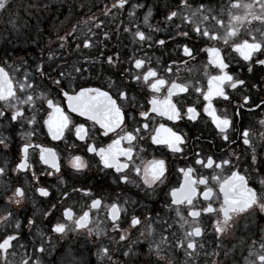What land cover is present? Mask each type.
<instances>
[{
    "label": "flooded vegetation",
    "instance_id": "obj_1",
    "mask_svg": "<svg viewBox=\"0 0 264 264\" xmlns=\"http://www.w3.org/2000/svg\"><path fill=\"white\" fill-rule=\"evenodd\" d=\"M76 1L75 4L82 5L78 7L74 4L73 9L76 13L81 9L83 22L88 24L82 44L72 43L75 41L74 37L68 43L64 34L61 35L63 39L52 34L50 41L47 37H50V31H45L42 27L35 39L36 44L30 47L10 45L7 37L0 39V51L9 59L0 56V66L8 72L19 98H9L8 102L0 100V111L4 113L0 116V139L4 140V144H0V167L5 169L4 173H0V216L12 213L7 222L0 220V240L7 235H15L16 240L23 239L24 243L27 242L22 246L23 256L19 264L29 260L32 264H36L37 260L39 264H57L70 248L77 249L81 245L90 251L94 262L99 264H132L139 253L148 254V257H152V263L157 264L152 249L155 241L162 237L169 240L164 254L157 255L158 263L161 260L162 264H168L170 260L172 264H179L172 258L177 261L184 259L182 256L185 255L186 241L182 247H177L176 241L184 236L185 231L197 226L202 228V234L194 237L196 249L189 250L196 256L194 263L202 255L200 261L210 255L214 259L226 256L230 251L232 256L228 260L234 259V248L239 243L251 242L260 246L264 242V211L259 207L233 216L231 226L225 232L217 233L216 221L222 219V214L201 211L199 217L192 218L188 215L187 205L179 206L189 221V224L181 227L177 222V206L172 204L170 193L172 188L179 187L183 182L184 176L180 169L188 167L194 169L192 175L197 179L207 178L208 186L214 190L210 200H205L202 195L205 186L198 184V193L193 201L197 210L207 207L209 202L213 208H219L222 194L220 200H217L219 184L212 179L213 176L224 179L232 171H239L247 177L251 187L258 192L264 190V184L261 183L264 181V125L260 123L264 120V65L256 63L257 60L264 59V54L257 52L251 61H245L232 47L234 42L238 43L245 38L251 42L249 32L259 41L261 32H264V24L256 20L245 22L240 26L237 36L231 37L226 44L223 39L214 40L197 33L195 25L184 19V16L191 15L203 4L204 15L217 16L223 9L222 18L227 23L230 0H188L190 9H184L180 0H127L122 8L112 7L115 0ZM242 2L251 3L252 0ZM63 3L66 4L63 6L66 9L59 12L66 17L69 14L70 0H64ZM54 5L55 3L53 7ZM170 11L181 14L168 20L166 17ZM254 11L260 14L258 8ZM37 12L42 13V10L37 8ZM239 14L242 15L243 10ZM199 18L198 12L193 19ZM204 27L220 36L224 35L225 29L215 21L201 24V28ZM137 29L144 31L151 39L141 41L135 37ZM0 32L4 33L2 29ZM185 32L187 36L183 35ZM160 40L164 44H159ZM85 41L89 42V46H85ZM185 45L191 49V55L183 51ZM211 46L221 49L224 62L228 65L223 71H227L234 79L244 81L243 85H237L236 88L225 82L223 87L227 100L219 96L212 98L217 115H227L232 120L226 133H221L204 111L208 101L196 91L199 88L206 92L209 77L221 74V69L210 63L205 51ZM27 48L31 50L28 61L11 59L10 50L19 53ZM108 57L113 58L112 62H109ZM135 59H146L157 70L158 76L168 81L159 93H154L143 80L137 82L133 79L142 70L146 71L148 66L136 69ZM25 65L27 67L23 68ZM172 81L188 87L187 92H174L172 96L173 103L180 110L179 120H170L168 116L149 111L151 104L148 101L152 95L163 99ZM21 83L31 87L20 89ZM81 87L108 91L126 113L123 129L130 131L141 127L145 122L149 123V129L142 130L139 138L131 145L133 160L128 169L122 170L130 178L127 182L120 179L122 173L117 172L115 167H105L97 153L88 151L89 145H95L97 149L107 147L117 133L123 135L124 132L117 129L105 135L100 124L68 108L63 93L79 91ZM120 91L127 93L126 98L119 96ZM29 95L33 97V102L24 103ZM244 97H248V100L245 101ZM48 99L60 104L70 118L60 139H53L44 123L52 110L47 104ZM190 106L197 110L195 120L187 113ZM17 109L22 110V115L12 120L11 116ZM141 111H149V116L141 117ZM81 123L88 130L85 140L76 136V125ZM160 124H165L183 136L182 152H174L167 145H158L152 141L154 129ZM245 129L249 130V144L244 143ZM225 134L228 139L224 138ZM26 143L55 150L60 170L56 171L50 164H45L40 159L39 148L35 147L29 148V167L18 170L17 165L23 158L22 148ZM122 144L129 147L128 141H123ZM77 155L83 158L87 165L85 168L76 169L70 163L72 157ZM253 155L255 160L252 159ZM209 156L217 164L222 160H229L230 164L221 168H207L204 165ZM154 158L163 159L167 170L162 182L146 185L133 167H143L144 162ZM197 160H203L204 165L196 163ZM121 161L128 162L126 157H121ZM17 187L24 190L20 204L15 203V198L9 200ZM41 187L48 190L47 196L38 191ZM65 193L68 195L65 196ZM94 199L101 200L98 208L91 207ZM112 203H117L121 209L117 221H113L109 215ZM69 207L73 209L77 219L84 211H89L86 227L76 229L72 221L66 220L63 213ZM133 216L138 217L141 223L132 225ZM159 220L163 222V230L152 232ZM58 222L69 226L65 233L53 231V226ZM114 224L118 227L114 228ZM89 229H92L91 233ZM109 235H115V245L112 249L103 247L108 249L105 255H109L106 260L100 259V248L106 244ZM121 235L125 236L124 240L120 239ZM41 248L43 251H40ZM42 254L46 256L41 258ZM0 264H5V254L2 251Z\"/></svg>",
    "mask_w": 264,
    "mask_h": 264
},
{
    "label": "snow or ice",
    "instance_id": "obj_2",
    "mask_svg": "<svg viewBox=\"0 0 264 264\" xmlns=\"http://www.w3.org/2000/svg\"><path fill=\"white\" fill-rule=\"evenodd\" d=\"M126 2L127 0H115L112 7L119 6L122 8ZM8 3L9 0H0V10H6L8 8ZM180 3L184 6V9L191 8L188 0H180ZM204 8L205 6L201 4L196 9V11L191 13V15L184 16V19L191 21L195 25L194 30L197 33L214 40L223 39L226 44L229 42L231 37L237 36L240 26H242L245 22L250 23L252 20H256L264 24V0H252L251 3H245L242 2V0H230L227 8V23H225V20L222 18L224 13L223 9L217 16H212L204 15L202 11ZM255 8L259 9L260 14H256L254 11ZM241 10H243L242 15L239 14ZM198 12L200 13L199 20L193 19V17H195ZM178 14L181 13L178 11H170L166 19L172 20V18L176 17ZM147 19L148 16L146 15V22ZM210 20L215 21L217 25L225 29L223 36L218 35L217 32L210 30L208 27L201 28V24ZM125 30L128 31V29ZM105 35H107V33H105ZM183 35L187 36V33L185 32ZM249 35L251 37V42L249 39L245 38L238 43L234 42L232 44V47L235 49V51L238 52L245 61H251L253 55L257 52L264 54V32H261L259 41H257L256 36L251 35V32H249ZM134 36L138 37L141 41L151 39L150 36H146L145 32L139 29L136 30ZM158 43L164 44V41L160 40ZM85 46H89L88 41H85ZM183 51L186 54L191 55V49L187 45L184 46ZM205 51L208 54L210 63L217 65L221 69V74L209 77L206 92H203L199 88H197L196 91L200 92L204 99L208 101L204 107V111L212 118L215 126L220 130V132L226 133L232 124V120L227 115H217L216 109L212 104V98L219 96L227 100L228 97L223 87L225 82H228L232 88H236L237 85H243L244 81L240 79H234V77L227 71H223L228 67V65L224 62V59L221 55V49L219 47H207ZM108 60L109 62H112L113 58L108 57ZM256 63L264 65V59L257 60ZM134 65L136 69H143L145 65H148L146 71L142 70L141 74L134 76L133 79H135L137 82L143 80L146 86L152 89L154 93H159L161 88L168 83V81L158 76L157 70L151 67L146 59H135ZM169 71H171L170 68ZM249 71H251V68H249ZM56 83L59 84V81H56ZM25 87L31 86L25 85L24 83L19 84L20 89H24ZM187 91L188 87L186 84H179L175 81H172L171 86L168 88L167 94L164 95L163 99L158 98V96L155 94L152 95L150 101H148V103L151 104L149 111L153 113H159L162 116H168L170 120H179L181 118L180 110L177 108L176 104L173 103L172 96L174 92L183 93ZM63 95L66 97L67 106L72 112L79 113L81 116H86L90 120L100 124L105 130V135H107L109 132H115L117 129L123 130L124 134L120 135L117 133L116 138L113 139L111 143L107 145V147H101L97 149L95 145H89L88 151L97 153L105 167H115L116 171L121 173L123 169H128L129 164L133 160V147L131 145L139 138V134L142 130L149 129V123L145 122L141 127H135L130 131L123 129L122 126L124 125L126 116L125 111L117 103V100L109 94L108 91H104L101 88L81 87L79 91H74L71 93L65 91ZM119 96L126 98L127 93L120 91ZM9 98L17 100L19 99L16 96V87L14 86L12 79L9 77L8 72H6L3 67H0V100L8 102ZM244 99L247 101L248 97H244ZM23 102L32 103L33 97L29 95ZM47 104L52 110L48 113V118L44 121V123L47 125L48 132L51 134L52 138L60 139L64 134V130L69 125L70 118L65 113L60 104L54 103V101L51 99L47 100ZM12 107H15V105H12ZM149 111H141L140 116L148 117ZM187 113L192 120L197 118V110L195 107H188ZM3 115L4 113L0 111V116ZM21 115L22 110L17 109L13 112L11 119L16 120L17 117ZM31 122L32 121H29V123ZM260 123L264 125V120H262ZM75 131L76 136L80 140L86 139L88 130L85 124H77ZM243 137L244 143L249 144L250 140L248 129L244 130ZM224 138L228 139L226 134ZM151 139L155 144L167 145L174 152H182L181 145L184 142L183 136H181L178 132L173 131L172 128L167 127L165 124H160L154 129V134L151 136ZM123 141H128L129 147H124L122 144ZM0 144H4L3 139H0ZM4 146L7 147L6 144ZM32 147L39 148L40 159L45 164H50L51 167L56 171L60 170V165L58 162L59 158L55 150L51 148H44L41 145L34 146L27 143L23 145V158L17 165L18 170L29 167L28 152L29 148ZM121 157H126L128 162H122ZM252 159H256L255 155H253ZM70 163L76 169H83L87 166L83 161V158L79 155L72 157ZM196 163L204 165L203 160H197ZM226 164H230V161L222 160L219 164H217L213 158L209 156L207 157V164L204 166L207 168H213L214 166L215 168H221ZM133 170L138 176H141L143 182L146 185H152L158 181L162 182V178L164 177L167 169L163 159L154 158L150 161L144 162L143 167L135 165ZM4 171L5 169L0 167V173H4ZM180 172H182L184 176L183 182L179 185V187L172 188L170 195L172 197V204L177 206L176 215L179 218L177 222L181 224V227L189 224V221L181 211L179 207L180 205H187V208L189 209L188 215L192 218L199 217L201 215V211L204 213H216L217 215L222 214V219H218L216 221L217 233H223L231 226L233 216L247 213L254 207H259L261 211H264V190L258 192L256 188L251 187L247 177L241 174L239 171H232L231 175L224 179H221L220 176H213L212 179L216 180V182L219 184V193L216 194V199L220 200V194H222V200H220L219 208H213L212 203L209 202L207 207L197 210L193 201L198 193V184H203L205 186L202 193L205 200H210L214 190L212 187L208 186L207 178L200 177L197 179L192 175L194 172L192 167H188L187 169L182 168L180 169ZM33 175H35V173H33ZM120 179L127 182L130 178L127 174L122 173ZM261 183L264 184V181H261ZM38 191L44 196L48 195V190L46 188L41 187L38 189ZM67 195L68 194L65 193V196ZM23 197L24 190L20 187H17L13 192L12 197H9V200L15 198V203L20 204ZM100 204V199H94L92 201L91 207L98 208ZM120 211L121 209L117 203H112L110 205L109 215L113 221H117ZM11 216L12 213L7 212L5 216H0V220L7 222ZM63 216L66 218V220L72 221L76 229L86 227L89 222V211H84L83 214L77 219L75 218L73 209L69 207L64 210ZM29 223L31 224L32 222L29 221ZM140 223L141 221L138 217H132V225H138ZM17 227H19V224H17ZM68 227L69 226L66 223L58 222L53 226V231L56 233H65ZM113 227L117 228L118 225L114 224ZM91 231L92 229H89L90 233ZM201 234V227H193L191 230L185 231L184 236L176 241V246L182 247L186 241L185 253L187 256H192L193 252L189 250H194L197 247L194 237H199ZM120 239L124 240L125 236L121 235ZM165 239V237H162V242ZM14 240H16L15 235H7L5 238L0 240V251L5 254V264H7V253L9 249L13 247L12 242ZM40 251H43V248H41ZM156 251L157 255H160L159 246H157ZM107 252V248L101 250L102 254H106ZM125 255H128V253H125ZM250 255H254L255 259L247 261V264H264V242L260 244L258 253L250 252ZM161 259H164V257L161 256ZM24 264H32V262L29 260L24 262ZM36 264H39V260H37ZM168 264H172V262L169 260Z\"/></svg>",
    "mask_w": 264,
    "mask_h": 264
},
{
    "label": "rangeland",
    "instance_id": "obj_3",
    "mask_svg": "<svg viewBox=\"0 0 264 264\" xmlns=\"http://www.w3.org/2000/svg\"><path fill=\"white\" fill-rule=\"evenodd\" d=\"M15 1L16 0H9L8 8L6 10H0V29L4 31V33L0 32L1 40H3V37H7L8 43L10 45H22L25 47H30L36 44V41H28L29 38L27 37L29 36V33H33L36 38L38 37L42 27L45 29V31H50V37L49 35L47 36L48 38H50V41L52 39V34H54L56 38H61V35L64 34L63 37L68 41V43H71V39L74 37L75 41H73L72 43L82 44L84 34L86 33V30L88 28V24L85 25L83 22V16L81 17L82 10L80 9L76 13L73 9L74 4L77 2L76 0H70L69 14L66 17L65 15L61 16L59 12V10H62L61 5L63 4L64 0H29L28 2H23L22 0H20V6L22 7V9H19V7L16 6V3H13ZM37 2H39V4ZM32 3H35V8L30 6ZM54 3L55 5L53 7ZM81 5L82 4H75V6L78 7H80ZM37 8H39V10H42V13H38ZM55 13L57 14L55 15ZM10 55L12 60L26 59L28 61V58L31 56V50L27 48L26 50H21V52L19 53L10 50ZM17 55H21V57H18ZM0 56H2L3 58L5 57L7 60H9L6 57V54H3L1 51ZM25 67H27V65H25L23 68ZM155 226L152 232H156L158 229L160 231L163 230V222H161L160 220L156 222ZM16 230L19 231L18 228H16ZM115 240V235L108 236L106 244L102 245L100 248V259L106 260L109 254H102L101 250L103 249V247H109L112 249V247L115 245ZM167 240H163L162 242V239H158L153 244L154 247L152 251L154 253L152 252V254L155 255L154 258L157 264H162L161 260L159 261V263L157 261V246H159L160 248V253L164 254V249L168 246ZM12 244L14 248L10 249L9 257L7 258V264H19L23 256V253L21 252L23 248L22 246L26 245L27 242L24 243L23 239H17L16 242ZM235 249V257L234 259L230 260L228 259L230 258V256H232L231 251L226 255L227 257L222 255L214 259V257L210 255L200 261L203 257L202 255L195 263L193 260L196 258V256H187L186 253L184 256H182L184 259H180V261H177V259L172 258V260L179 264H213L215 261L216 264H247V261L255 259L254 255H250V252L258 253L260 246L251 242L239 243L235 245L234 250ZM48 250L52 251V249L50 248H48ZM87 250L88 249L84 245H81L77 249L70 248L66 254L60 257V261L58 260L57 264H99L97 262H94L92 254L89 250ZM139 254L138 257L134 259V263L132 264H154L152 263V257H148V254ZM45 256L46 254L40 255L41 258H44ZM147 257L151 260V262H149V259Z\"/></svg>",
    "mask_w": 264,
    "mask_h": 264
},
{
    "label": "trees",
    "instance_id": "obj_4",
    "mask_svg": "<svg viewBox=\"0 0 264 264\" xmlns=\"http://www.w3.org/2000/svg\"><path fill=\"white\" fill-rule=\"evenodd\" d=\"M23 2H28L29 0H22ZM13 3H16V6H19L20 5V0H16L15 2H13ZM30 6H32V7H34L35 8V3H32ZM63 9H66V8H64L63 7ZM34 12V11H33ZM66 12H67V10H66ZM68 13V12H67ZM32 20H33V18H32ZM27 38H29L28 39V41L29 42H35V35L33 34V33H29V36L27 37Z\"/></svg>",
    "mask_w": 264,
    "mask_h": 264
}]
</instances>
